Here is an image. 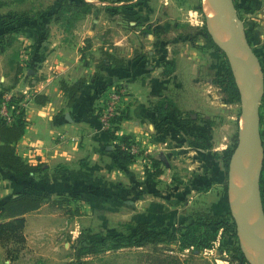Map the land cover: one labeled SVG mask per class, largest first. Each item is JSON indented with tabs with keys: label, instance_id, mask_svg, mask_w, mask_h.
Returning a JSON list of instances; mask_svg holds the SVG:
<instances>
[{
	"label": "rangeland",
	"instance_id": "obj_1",
	"mask_svg": "<svg viewBox=\"0 0 264 264\" xmlns=\"http://www.w3.org/2000/svg\"><path fill=\"white\" fill-rule=\"evenodd\" d=\"M63 1L80 2L0 0V53L4 54L0 59V105L6 102L8 113L22 110L25 115V105L38 94L31 89H16L21 76H24L23 84H30L32 79L39 82L40 75H43L23 74L25 64L20 54L23 49L21 41L27 34L25 24L33 20L36 24L37 21L33 27L37 38V35L47 36L56 26L64 33H73L82 20H88L90 36L95 34L102 40L115 36V41L122 40L114 51L108 44L106 48H97L94 55L90 50V38L84 40L81 49L84 56H80V60L94 68L88 79L91 80L97 71L96 64L103 57V52H113L121 58L129 54L127 61L140 57L153 67L152 78L164 80L162 84L168 85L166 93L161 96L150 94L151 113L160 99H166L180 114L171 119L168 116L152 119L153 136L163 135V140L150 139V149L140 148L139 141L129 133L132 135L130 152L134 158L130 164L121 166L114 158L113 149L118 142L110 135L113 126L106 128L100 121L108 91L100 92L96 105L91 107L92 112L101 129L113 141L110 155L105 150L102 154L104 158H100L104 169L97 170V173L101 175L96 178V170H83L75 166L74 161H65L52 163L50 178L43 163H36L42 168L37 177L27 173L0 176V201L17 192L49 197L38 209L23 216L22 242L11 240L5 246L0 244V264H65L75 260L76 240L80 234L89 239H100L106 234L133 236L142 230H172L188 224L197 211H215L213 214L237 226L232 217L233 210L240 212L246 208L249 214L253 207L251 199L248 209L245 204V196L250 198L248 193L246 195V183L243 189H238L229 179L239 134L244 133L242 113L245 110L240 100L229 97L224 89L223 69L225 58L229 57L209 32L205 12V6L211 11L209 5L205 0H85L91 7L88 13L81 14L61 10ZM219 4L221 15L226 5L223 1ZM233 4L243 34L260 63L262 90L257 99L259 119L256 135L260 143L258 134L264 131V0H234ZM219 18L224 20V16ZM91 19L97 22L93 23ZM204 26L206 30H203ZM82 33L87 35L84 30ZM228 40L224 43L231 47L232 42ZM231 66L239 84L242 75ZM31 69L36 71L37 68L32 65ZM244 69H247L246 62ZM115 89L123 90L118 85ZM60 93L66 97L62 91ZM127 101L129 99L125 100L122 93L115 116L126 115L128 118L115 123V135H121L118 133L120 124L131 118V104ZM188 145L199 147L197 154H192L193 162L191 154H186V151L180 153L185 148L174 150ZM224 149L234 152L230 155L227 173L222 167ZM211 160L218 162L220 170L210 163ZM80 163L84 167L90 164L87 158ZM242 183L240 177L239 185ZM260 192L264 193V184ZM230 199L236 203V209L234 205L232 209ZM248 218L249 215L243 222L242 237L237 234L238 244L219 230L211 248L194 250L174 242L165 244L163 253L180 259L192 257L206 260L209 264H239L240 253H243L248 263L260 264L259 257L264 254V237ZM181 233L178 231V238ZM249 243L260 251L253 250ZM232 246L236 251L229 250ZM158 251L129 247L96 254L81 252L77 262L161 264L157 258Z\"/></svg>",
	"mask_w": 264,
	"mask_h": 264
},
{
	"label": "crops",
	"instance_id": "obj_2",
	"mask_svg": "<svg viewBox=\"0 0 264 264\" xmlns=\"http://www.w3.org/2000/svg\"><path fill=\"white\" fill-rule=\"evenodd\" d=\"M87 21L82 20L73 33H64L56 26L51 28L47 36L37 35V38L36 30L33 29L37 21H35L36 24H34V20L25 24L27 34L21 41L23 49L20 54V58L25 64V67L22 68L23 74H36V77L37 74L42 73L43 75H40L42 78L39 82L32 79L30 84H23L24 76H21L16 89L34 90L36 93L48 97V100L40 105L36 104L32 98L25 105L27 107L24 115L25 131L16 143V153L27 163H43V168L46 169L45 173L49 178L52 163L65 161H71L70 163L74 161V165L83 170H96V178L101 175L97 173V170L104 169L103 161L100 158H104L103 151L107 150L109 153L113 141L111 142L101 129L99 120L92 112L91 107L96 105L100 92H107L115 85L122 87L124 99H129L127 102L131 104V118L120 124L118 133L134 135L139 141L140 148L150 149L152 138L160 140V142L163 140V135L153 136L152 119L156 118L154 112L151 113L150 94L153 93L154 97H159L162 93H166L168 85L162 84L164 80L152 78L153 67L147 61L141 60L140 57L128 61L123 67L109 65L101 70L97 78L89 80L94 68L91 64H83L80 60L84 40L90 38L92 43L90 50L93 55L97 48H106L108 44H111L114 51L115 46H119L122 40L115 41V36L112 39L104 40L95 34L90 36ZM90 21L97 22L92 19ZM82 30L87 35H83ZM111 54L115 56L113 52ZM2 56L4 54L0 53V59ZM128 57L129 54L123 56L124 59ZM32 65L36 66V71L31 69ZM81 77L86 80L84 87L77 93L73 103L68 105V99L62 96L57 83L64 81L70 84ZM182 148L185 149L181 150ZM179 149L180 153L186 151V154L192 155L197 154L199 147L188 145L174 148V150ZM83 158L89 160L90 164L87 167L80 163ZM192 158V162L195 161L193 155ZM113 163L115 164V161ZM210 163L216 165L220 170L218 162L211 160ZM213 165L211 166L214 167ZM133 166L134 164H132V170H134ZM7 174L11 173L3 172L0 169V176L6 177ZM15 175L17 176V174ZM29 175L37 177L38 174ZM58 177L62 178L60 175ZM207 177L210 176L207 175ZM230 200L232 201V199Z\"/></svg>",
	"mask_w": 264,
	"mask_h": 264
},
{
	"label": "trees",
	"instance_id": "obj_3",
	"mask_svg": "<svg viewBox=\"0 0 264 264\" xmlns=\"http://www.w3.org/2000/svg\"><path fill=\"white\" fill-rule=\"evenodd\" d=\"M90 7L91 5L85 0H80L79 3L63 1L60 8L64 11L86 14L88 13ZM203 30H206L205 26L203 27ZM211 42L214 46H217L212 40ZM83 56L84 54L82 53L81 58ZM225 61L226 63L223 69L222 77L224 89L226 90V93L229 97L239 101L240 94L238 86L226 58ZM127 62L128 61L124 58L116 57L108 52H103V57L100 58L96 64L97 71H95L92 79L97 78L100 75V70L109 65L113 67H123L125 64H127ZM85 81L86 80L84 77H81L70 84L60 81V90L67 97L68 105L73 103L77 93L83 89ZM46 101L47 97L45 95L37 94L34 96V102L36 104L43 105ZM179 114L180 112L175 108L171 101L166 99H160L157 102L154 110L155 118L168 116V118L171 119L172 117H177ZM126 118H128L126 115L113 116L111 119L113 123V131L110 132L114 134L115 123L118 124L121 120ZM24 131L25 119L22 110L14 112L12 111L9 121L0 115L1 170H6L17 175L22 173L35 174L42 171L41 165L27 163L16 153V143L22 137ZM112 133H110L111 138L118 142L113 149L115 161L121 166H126L130 164L134 158V155L130 152V147L132 145V135H113ZM259 136L262 147V159L259 172V188L261 190V187L264 184V131H260ZM231 153V149H224L222 151V167L225 173L228 171ZM260 197L264 212V193L260 192ZM47 200H49V197L45 194L33 195L27 192H17L9 196L7 199L0 201V244L5 246L11 240L22 242V230L25 223L23 216L28 212L38 209L41 204ZM190 219L191 221L185 226H179L172 230H142L138 231L133 236L123 233H116L103 235L100 237V239H89L80 234L76 240L77 247L74 251L75 260H71L65 264H79L77 260H80L81 252L87 254H96L108 250L129 247L143 249L151 248L159 250L160 252L158 251L159 253L157 254V258L160 260L161 264H209V262L206 260H196L192 257L180 259L176 255H170L168 253L165 254L163 253V250L165 249L163 247L168 243L179 242L181 246L193 248L194 250H201L205 248L208 249L212 247V241L219 230L221 231L222 235L234 239L235 244H238L234 222H229L226 219L207 211L194 212ZM178 231H182L180 238L177 236ZM237 249L239 250L238 245ZM229 250L236 251L233 246L230 247ZM238 261L239 264H250L245 260L243 253H240V258Z\"/></svg>",
	"mask_w": 264,
	"mask_h": 264
},
{
	"label": "bare ground",
	"instance_id": "obj_4",
	"mask_svg": "<svg viewBox=\"0 0 264 264\" xmlns=\"http://www.w3.org/2000/svg\"><path fill=\"white\" fill-rule=\"evenodd\" d=\"M220 1H223V0H205V3L209 5V7L211 8V11H210V9L207 6H205V12L207 15L209 32L211 33L213 40L216 42V44L219 45V47L222 48L224 52H226V54L228 55L230 59L231 64L233 65L236 71L239 70V73L243 75L244 69L242 68V65H241L242 61L247 62L249 66H251L250 75L252 78V75L255 70L254 63H252L250 57L240 47L238 41L232 38L231 36V35H234L236 27L235 26L232 27L227 19V12L225 10L226 6L225 7L223 6L224 8H222V13L221 15H219V12H221V9H219ZM220 16H224V20H223L224 22L221 20L222 17L221 19L219 18ZM227 39H229L228 41L232 42L231 47L225 45L224 42H226ZM233 45L235 46V48H233ZM248 83H249V79H248ZM238 86L240 87V89H244V85H240V82ZM257 92H258V85L257 87H255V94ZM242 116H243L242 117L243 129L245 132L248 129L249 124H250L248 111L245 110ZM241 146L243 149L236 150L235 154L232 157L231 164H230L229 179L234 181L235 187H237L238 189H241V188L243 189V186H245V183H246V189H247L246 195L248 193L250 198H247V196H245L244 199H245V204L249 208L250 207L249 200L250 199L253 200V193L255 190L254 184H253V176L260 167L261 151H260V148L257 142H255V140L253 141L251 148H249V141L246 136L242 137ZM240 177H241V180H243V183H242L243 185H239ZM231 203H232V206L234 205L233 206L234 209H236V203H234L233 199ZM244 210H246V208ZM236 213H238V211H235V214ZM249 213H250L249 218H248L249 221L252 222L258 228L259 233H261V235L264 237V230L260 228V224L258 221V215L256 213L254 206L251 208ZM249 226L251 227L252 225H249ZM261 255L263 257L260 256L259 261L262 263V260L264 261V254H261Z\"/></svg>",
	"mask_w": 264,
	"mask_h": 264
},
{
	"label": "water",
	"instance_id": "obj_5",
	"mask_svg": "<svg viewBox=\"0 0 264 264\" xmlns=\"http://www.w3.org/2000/svg\"><path fill=\"white\" fill-rule=\"evenodd\" d=\"M223 2L226 5L227 19H228L230 25L232 27H234V26L236 27L234 35H231V36H232V38H234L238 41L240 47L250 57L252 63H254V68H255L254 73H253L252 78H251V75H250L251 66H249V64L246 62L247 63V69H244V62L242 61L241 65H242V68L244 69V73L240 79V85H244V89H240V87L238 86V83L236 82V84L238 86L239 94H240L239 100H240V103H241L243 109L248 111L250 124H249L248 129L243 134H239V140H238V143L236 145L234 152L236 150H242L243 149L241 146V139L243 136H246L248 141H249V148H251L254 140H255V142H257V144L260 148V151H261V159H262L261 140H260V143H258L257 136H256L257 135V123H258V119H259L258 113H257V99H258V96L262 90L261 81H260V77H261L260 63H259L257 56L255 55V53L251 49L248 41L246 40V38L243 34L242 27H241L239 21L237 20L233 1L232 0H223ZM228 61H229V59H228ZM229 66H230L232 73H233V69H232L230 61H229ZM233 75H234V73H233ZM248 79H249V83H248ZM257 85H258V92L255 94V87H257ZM258 137L260 138L259 134H258ZM234 152H232L231 156L233 155ZM260 167H261V160H260ZM260 167L255 172V174L253 176V184H254V189H255L254 193H253V202H254L253 206H254L255 210L257 211L260 228L262 230H264V212H263V208H262L261 197H260V188H259ZM231 207H232V205H231ZM232 209H233V207H232ZM247 209H248V206H247ZM249 214L246 212V210L240 211V212L235 214V212L233 210L232 217H234V219L237 223V226L235 225L236 234H239L241 237H242V233H243V229H242L243 222ZM249 245L253 250H255V251L259 250L260 251V249L257 246L250 244V243H249ZM260 264H264V261L262 260V263L260 262Z\"/></svg>",
	"mask_w": 264,
	"mask_h": 264
},
{
	"label": "built area",
	"instance_id": "obj_6",
	"mask_svg": "<svg viewBox=\"0 0 264 264\" xmlns=\"http://www.w3.org/2000/svg\"><path fill=\"white\" fill-rule=\"evenodd\" d=\"M121 90H116L115 87L111 88L108 91V95L104 100V108L100 115V121L106 128H111L113 123L111 121L112 117L115 116V110L118 102L121 99ZM6 102H2L0 105V115L5 118L7 121L10 120V113L6 110ZM133 150V148L131 149Z\"/></svg>",
	"mask_w": 264,
	"mask_h": 264
}]
</instances>
